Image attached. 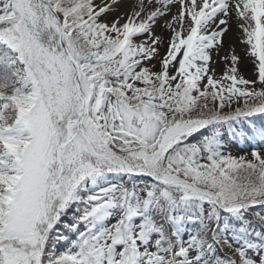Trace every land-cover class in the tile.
Listing matches in <instances>:
<instances>
[{
	"label": "snow or ice",
	"instance_id": "1",
	"mask_svg": "<svg viewBox=\"0 0 264 264\" xmlns=\"http://www.w3.org/2000/svg\"><path fill=\"white\" fill-rule=\"evenodd\" d=\"M0 264H264V0H0Z\"/></svg>",
	"mask_w": 264,
	"mask_h": 264
}]
</instances>
